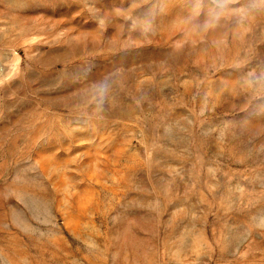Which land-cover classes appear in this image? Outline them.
<instances>
[{"label":"rangeland","instance_id":"1","mask_svg":"<svg viewBox=\"0 0 264 264\" xmlns=\"http://www.w3.org/2000/svg\"><path fill=\"white\" fill-rule=\"evenodd\" d=\"M215 10L0 0V264H264V14Z\"/></svg>","mask_w":264,"mask_h":264},{"label":"clouds","instance_id":"2","mask_svg":"<svg viewBox=\"0 0 264 264\" xmlns=\"http://www.w3.org/2000/svg\"><path fill=\"white\" fill-rule=\"evenodd\" d=\"M236 0H216V10L212 15V18L205 22L200 28L199 33L203 34L209 29L215 28L222 20L227 19L231 16H235L236 23L242 27L246 23H250L256 19L257 15L264 14V0H252V3L247 6L235 9L232 5ZM217 45L223 43V38L215 41ZM249 86H260L264 87V70L259 73H249V79L247 80ZM107 82L101 83L97 87V92L101 99L107 91Z\"/></svg>","mask_w":264,"mask_h":264}]
</instances>
